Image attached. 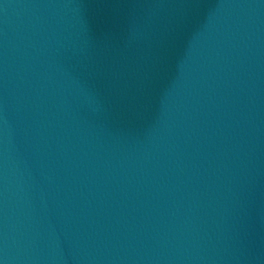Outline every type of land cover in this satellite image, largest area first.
Wrapping results in <instances>:
<instances>
[{"label": "water", "instance_id": "water-1", "mask_svg": "<svg viewBox=\"0 0 264 264\" xmlns=\"http://www.w3.org/2000/svg\"><path fill=\"white\" fill-rule=\"evenodd\" d=\"M0 264H264V0H0Z\"/></svg>", "mask_w": 264, "mask_h": 264}]
</instances>
